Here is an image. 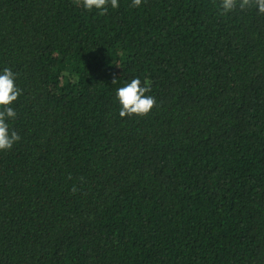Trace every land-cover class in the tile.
Wrapping results in <instances>:
<instances>
[{"label":"trees","instance_id":"16d2710c","mask_svg":"<svg viewBox=\"0 0 264 264\" xmlns=\"http://www.w3.org/2000/svg\"><path fill=\"white\" fill-rule=\"evenodd\" d=\"M4 68L0 264H264V14L0 0ZM132 78L156 105L121 118Z\"/></svg>","mask_w":264,"mask_h":264},{"label":"clouds","instance_id":"9594fccd","mask_svg":"<svg viewBox=\"0 0 264 264\" xmlns=\"http://www.w3.org/2000/svg\"><path fill=\"white\" fill-rule=\"evenodd\" d=\"M77 6H83L91 11L93 9L106 12L110 6L113 9L119 7V0H74ZM142 0H132V7H139ZM243 11L254 7L259 14H264V0H220V8L223 13L237 9ZM16 74L10 68H4L0 72V151L10 150L21 137L10 130L8 120L15 119L17 113L11 107L22 94L21 89L15 85ZM116 79L113 78L112 83ZM150 81L145 80L142 84L139 78H132L130 82L115 90V96L120 105L119 116L121 118L131 116H146L156 105V100L151 95ZM76 192L75 187L72 188Z\"/></svg>","mask_w":264,"mask_h":264}]
</instances>
